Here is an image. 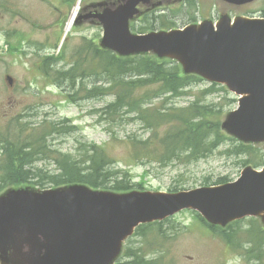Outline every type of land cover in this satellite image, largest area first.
Listing matches in <instances>:
<instances>
[{
  "label": "water",
  "instance_id": "water-1",
  "mask_svg": "<svg viewBox=\"0 0 264 264\" xmlns=\"http://www.w3.org/2000/svg\"><path fill=\"white\" fill-rule=\"evenodd\" d=\"M151 1L123 0L96 14L104 26L102 45L125 56L154 52L177 60L186 73L226 84L239 96V107L222 128L244 142L264 141V18L225 15L217 24L132 32L139 5ZM183 209L215 225L248 216L264 223V167L248 166L236 181L177 192H116L86 184L12 188L0 195V256L21 264H112L137 226Z\"/></svg>",
  "mask_w": 264,
  "mask_h": 264
},
{
  "label": "rangeland",
  "instance_id": "rangeland-1",
  "mask_svg": "<svg viewBox=\"0 0 264 264\" xmlns=\"http://www.w3.org/2000/svg\"><path fill=\"white\" fill-rule=\"evenodd\" d=\"M121 1L90 0L87 6L115 4ZM72 2L75 7L78 0ZM48 4L45 0H0V132H4L10 122L13 128L19 126L26 132L35 129L38 133H43L49 129L51 123H56L64 133L55 134L48 139L52 149L80 157L82 145L94 143L108 153L116 166L133 177L136 187L151 191L177 192L210 186L215 182L220 184L218 180L222 177L233 181L239 177L244 168L253 166L244 161L247 156L231 154L233 143L244 142L225 130L232 140H227L212 153L197 161L188 162L186 158L181 157L180 160L160 162L159 155L147 156L142 146L133 145L134 140L147 141L155 128L143 123L140 115L128 116L124 114V109L109 108L115 101L111 91L104 89V93L99 91L98 95H94L86 91L69 90L64 83L44 79L40 73L43 65L40 53L48 44L42 42L44 33L42 30L47 26L34 27L27 21L20 22L19 18L36 17L39 21H44L43 18L49 17L47 8L53 7L47 6ZM142 10L139 16L130 21L132 32H136L139 26L149 28L148 31L152 28L159 30L161 20L168 21L170 26L181 28L190 24H199L204 19L219 21L225 14L231 18L239 15L259 16L264 13V0H256L241 6L223 0H157L155 5L144 7ZM6 14L11 15L15 22L10 30L6 25ZM146 14H150V19L148 22H142ZM160 15L163 17H159ZM193 17L197 20L190 22ZM100 28L98 43L103 38V26L101 25ZM66 31L69 32L66 29L64 35ZM21 32L25 33L23 38L19 37ZM87 33L90 35V32ZM7 38L13 43L12 45H8ZM73 41L75 45L80 41L76 33ZM67 45L68 43H65V46ZM136 55H154L160 60L167 59L160 58L153 52L123 56ZM95 63L88 65L93 68ZM7 75L13 78L12 85L6 79ZM85 81L92 88L105 85L103 75H93ZM209 86V82L204 79L200 85L193 87V92H198L201 88L204 90ZM138 94L153 96L155 91L153 87H146L140 89ZM224 95L226 93L223 91L210 94L206 96L205 102H217ZM228 96L235 98L236 102L224 107L221 124L229 111L237 107V97ZM193 98V95L179 96L167 101V106H186ZM163 104V98L157 97L152 98L145 106L158 107ZM69 126L76 127V130L65 132L64 128ZM166 129L164 125L159 130L164 134ZM155 142L158 143L157 140ZM254 146L259 147L261 154H264V141L254 143ZM35 166L53 170L54 163L51 158H43L38 160ZM18 188L41 190L39 186L29 184ZM260 228L264 229L261 217H246L238 223H233L230 229L240 231L238 244L242 245V248H239L228 244L216 232H212L199 220L196 212L186 209L163 223L161 230L165 233L162 236L159 231L149 228L143 229L142 236L134 233L129 242L128 239L124 242L122 252L117 259L124 254L126 246L131 245V248L135 250L142 248L147 253L158 251L149 257L156 258V264H254L256 261L248 259L244 253L245 248L251 246L247 242L251 239L248 238L249 232L246 231L260 230ZM116 260L112 264H116ZM0 264H21V261L0 256Z\"/></svg>",
  "mask_w": 264,
  "mask_h": 264
},
{
  "label": "trees",
  "instance_id": "trees-1",
  "mask_svg": "<svg viewBox=\"0 0 264 264\" xmlns=\"http://www.w3.org/2000/svg\"><path fill=\"white\" fill-rule=\"evenodd\" d=\"M149 19L146 17V20ZM169 24L168 21L161 20V28H171ZM147 29L149 28L139 27L140 32ZM93 62L96 63L92 68L88 64ZM100 73L104 77V86L92 88L86 84L85 80L89 78L87 76H99ZM203 81V78L196 74L183 73L181 65L173 60H160L154 55L121 57L108 49L91 48L76 59L74 78L64 84L69 90L76 88L94 95H98L99 91L104 93V89L111 91L115 101L109 108L124 109V114L128 116L140 115L144 123L155 128L147 141L134 140L133 145L142 146L147 156L159 155L160 162L166 163L174 159L180 160L181 157L186 158L188 162L197 161L227 140H232L221 128V119L224 107L231 106L236 100L228 96L233 94L225 86L217 83L193 92V87ZM78 82L81 83L79 88ZM146 87H153L155 94L139 96L138 91ZM221 91L226 93L221 100L205 102L206 96ZM188 95L194 97L188 105L167 106V101ZM157 97L163 98L162 106H145L148 101ZM57 125L51 123L48 130L38 133L35 129L26 132L19 126L13 128L10 122L7 129L0 132V194L8 188L28 184L49 188L84 183L93 188L119 192L138 188L137 184L133 183V177L116 166L108 153L94 143L82 145L80 157L52 149L48 139L55 134L64 133ZM164 125L167 129L161 134L159 129ZM64 129L66 132L76 130V127L69 126ZM145 144L148 145L143 146ZM233 145L231 154L247 156L244 161L254 167L264 166V154H261L259 147L244 143ZM43 158L53 160V170L35 166L38 160ZM218 181L228 182L226 177L219 178ZM197 217L204 222L199 214ZM167 220L170 218L141 225L137 228L136 235H144L143 229L149 228L159 231L162 236L165 232L161 229ZM232 226L233 223L227 228L212 226V230L228 244L242 248V245L238 244L240 231L231 230ZM246 232H249L248 238L251 239L247 241L251 246L244 251L246 257L255 260L254 264H264V229H249ZM157 252L147 253L142 248L135 250L129 245L118 264H156V258L149 257Z\"/></svg>",
  "mask_w": 264,
  "mask_h": 264
},
{
  "label": "flooded vegetation",
  "instance_id": "flooded-vegetation-1",
  "mask_svg": "<svg viewBox=\"0 0 264 264\" xmlns=\"http://www.w3.org/2000/svg\"><path fill=\"white\" fill-rule=\"evenodd\" d=\"M72 1L73 0H45V2L49 3L47 6L52 5L53 7L47 8L49 17H46V19L43 18L44 21H39L36 17L21 16L19 18L20 22L27 21L34 27L41 28L45 25L47 26V28L42 30L44 31L42 42L48 44L40 53L41 60L43 61L42 66L45 68L40 73L44 79H48L51 82L72 80L74 78L75 50L78 49L77 56H79V52L85 46L90 44L91 47L95 49L99 44L97 39L98 33L101 31V25L97 17H95V14L96 12L101 13L104 6H87L90 0L82 1L78 16L71 28L70 37H67V39L61 43L62 34L74 6ZM14 24L13 17L7 15L6 25L8 29L10 30L11 26ZM74 29L76 30L75 32L73 31ZM87 32H90V35ZM74 33L77 34L80 40L77 45H75L73 41ZM24 34L25 33L21 32L20 38H23ZM8 40L7 38L6 42ZM65 43H68V45L65 46Z\"/></svg>",
  "mask_w": 264,
  "mask_h": 264
},
{
  "label": "bare ground",
  "instance_id": "bare-ground-1",
  "mask_svg": "<svg viewBox=\"0 0 264 264\" xmlns=\"http://www.w3.org/2000/svg\"><path fill=\"white\" fill-rule=\"evenodd\" d=\"M78 10H79V7H76V8L74 9V11H73V16H72V18H71V21L68 23V28L71 27L73 17L77 14ZM143 123H144V122H143Z\"/></svg>",
  "mask_w": 264,
  "mask_h": 264
}]
</instances>
